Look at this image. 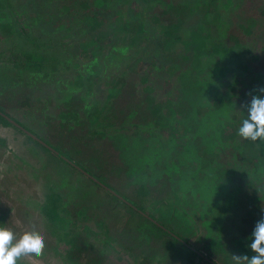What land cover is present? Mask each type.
I'll use <instances>...</instances> for the list:
<instances>
[{"label":"rangeland","instance_id":"rangeland-1","mask_svg":"<svg viewBox=\"0 0 264 264\" xmlns=\"http://www.w3.org/2000/svg\"><path fill=\"white\" fill-rule=\"evenodd\" d=\"M169 1L177 11L165 0H0V50L36 52L22 68L0 59V109L13 121L0 124V223L15 243L34 234L45 242L23 264H236L253 255L264 140L238 128L252 96H264V0ZM92 20L106 29L105 54L77 41L88 43ZM177 21L182 30L172 31ZM167 30L180 36L176 49Z\"/></svg>","mask_w":264,"mask_h":264},{"label":"clouds","instance_id":"clouds-1","mask_svg":"<svg viewBox=\"0 0 264 264\" xmlns=\"http://www.w3.org/2000/svg\"><path fill=\"white\" fill-rule=\"evenodd\" d=\"M238 134L251 141L264 140V96H252ZM249 240L253 255L234 256L236 264H264V218L256 223ZM44 248V240L35 234L15 243L13 232L0 223V264H23L25 259L39 258Z\"/></svg>","mask_w":264,"mask_h":264},{"label":"trees","instance_id":"trees-1","mask_svg":"<svg viewBox=\"0 0 264 264\" xmlns=\"http://www.w3.org/2000/svg\"><path fill=\"white\" fill-rule=\"evenodd\" d=\"M247 2L249 3H255L256 1L258 0H246ZM166 4L173 8L175 11H177L176 7L174 5L171 4V2L169 0H165ZM206 14H203V17L205 18ZM89 17V16H88ZM99 19V18H98ZM105 20H108V19H103L102 23H104ZM99 21V20H98ZM98 21L96 20H92L90 21V24H91V31L92 33H90L89 35V40H88V43H87V40L85 37L83 38H79L77 39L78 43H79V46L81 48H86V49H92V51H94V53H100V54H105L103 53L104 50L107 49V41H106V38H105V32L103 30H106V29H101V22L99 23ZM179 23V24H178ZM18 24V23H17ZM20 27H19V31L20 33H23L21 34L22 36L23 35H28L29 31H28V25L25 24V21L23 19V23H20ZM100 24V26H99ZM173 29L172 31H175V30H179L181 31L182 30V23L181 21H177L176 25L173 26ZM168 30H171V28H169ZM165 31V35H167L166 39H165V43L169 44V46L171 48H174L176 49L177 45H178V41L180 40V36H176V35H172V36H169V34L171 32H168ZM5 37L2 35L0 37V44H3L5 42ZM77 41H75L77 43ZM3 42V43H1ZM216 46H219L218 44ZM14 48V47H13ZM13 48H8L6 50H0V59L2 57V55L4 54H9V57L7 59H5V63L7 64H19L20 68L22 67H25V64H27L29 61H31L32 59H30L28 56H30V54H35L33 52H30V51H25V53L23 52L22 54L19 53V52H16L15 49ZM217 49H221V47L219 46ZM18 55V59L16 56ZM235 57H233L231 61V64L232 66H236L237 63H240V59H239V55L238 54H233ZM16 57V58H15ZM31 63H33V60L31 61ZM30 63H29V68L30 67ZM40 63L38 62L37 63V66H39ZM16 66V65H15ZM250 89V84L246 85V86H243L240 91H248ZM247 93V92H246ZM245 93V94H246ZM94 114L90 115V118L93 117ZM7 118H10L8 117V115L6 113H4L1 109H0V124L4 125V126H12V123L9 122V120ZM94 119V118H93ZM25 127V126H24ZM26 128V127H25ZM162 129H165L166 130V135L168 134V136L170 135V137L173 136V134L176 132L175 128H173V126H167L166 124L163 125ZM174 137V136H173ZM54 149L57 151V149L54 147ZM57 155V154H56ZM57 157L63 162V163H69L68 161H66L65 159L62 158V156L59 154L57 155ZM72 169L75 171V173L79 174L80 172L77 170L76 167L80 168L83 172H86L89 176H90V171L88 169H86L85 167L81 166L80 164H75V165H72ZM81 171V172H82ZM84 179L89 182L91 185L95 186L96 188H99L100 190H103L107 196L109 197H112L113 198V194L108 192L107 190H105V187H101L100 185H98V182L99 183H102L104 184L105 186L109 187L105 182H103V180H101L100 178H97V180H94L93 178H90L88 177L86 174H84ZM110 188V187H109ZM51 207H54V206H51ZM50 216L49 218L52 220L54 218L57 217V219H61L60 217V214H54L53 211H51L50 213ZM161 228H159L160 232L162 235L172 239L175 243H183L180 239L177 238L176 235L172 234L170 231L168 230H165L162 228V226H160ZM170 236V237H169ZM183 239V238H182Z\"/></svg>","mask_w":264,"mask_h":264},{"label":"water","instance_id":"water-1","mask_svg":"<svg viewBox=\"0 0 264 264\" xmlns=\"http://www.w3.org/2000/svg\"><path fill=\"white\" fill-rule=\"evenodd\" d=\"M8 120H9V122H11L12 124H13V121L12 120H10L9 118H7ZM29 134V133H28ZM33 139H37L35 136H32V135H30ZM78 168V167H77ZM78 170H80V171H82L80 168H78ZM83 172V171H82ZM83 173H85L86 175H88L86 172H83ZM89 176V175H88ZM90 177V176H89ZM91 178V177H90ZM99 183V182H98ZM100 185H101V183H99Z\"/></svg>","mask_w":264,"mask_h":264}]
</instances>
